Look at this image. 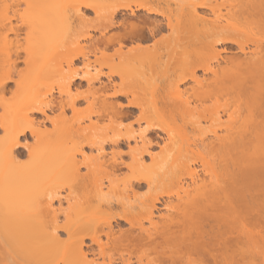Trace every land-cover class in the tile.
<instances>
[{"label": "bare ground", "instance_id": "1", "mask_svg": "<svg viewBox=\"0 0 264 264\" xmlns=\"http://www.w3.org/2000/svg\"><path fill=\"white\" fill-rule=\"evenodd\" d=\"M173 1L179 0L170 2ZM75 2L0 0L1 99L8 91V83L16 79L13 78L12 69H18L14 65L20 60V50L26 54L21 61L25 60L30 65L28 71L24 70L25 73L19 72L20 69L17 72L21 79L25 76L28 79L21 81L18 76L14 81L25 94L22 91L20 96H11V99L5 97V101L0 99V106L3 107V113L0 112V264H100L89 259L97 251L93 250L94 245L98 246L96 253L103 257L106 248L119 252L118 256L112 255L108 262L102 264H261L264 261V0H181L184 3H174L177 6L165 1L163 4L161 0H106L103 6L97 1L95 4L94 0ZM22 4H25L24 9ZM82 7L95 11L99 25L96 19L94 21L97 24H92L102 29H99L100 37L88 36L91 39L88 41L89 46L94 44L90 51L96 56L93 62L92 55L91 58L87 57L89 52L80 46L82 49L75 48L74 54H58L70 44H78V41L75 42L76 37L75 41L72 38V19L78 18L79 23L86 22V10L82 13ZM123 11L129 18L126 16L117 22L116 16ZM17 19L21 20L18 23L28 27L27 44L23 49L16 48L12 52L7 45L12 40L11 34L18 35L22 28L14 23ZM115 27H119V31L110 33ZM115 45H118L117 48ZM6 46V49H10L5 51ZM111 46L115 48L113 51H110ZM77 50L79 54V50L86 52L84 57L83 53L80 54L83 58L86 56V66L83 65L87 69L83 71L86 76L82 74L79 77L76 71L79 69L74 66L77 63L74 61L78 57ZM56 54L57 57L54 56ZM13 55H16L15 58ZM116 58L119 67L113 68L112 61ZM95 62H98L99 67L112 66L105 74L108 83L100 82L99 88L95 87V82L101 81L104 72L94 67ZM43 64H47L46 68ZM131 65L136 68L133 69ZM93 67L97 70L92 72ZM40 71L42 83L48 81L44 86L46 89L50 87L49 95H52L50 90L53 89L50 81L60 78L61 82L63 78V87L60 86L59 91L65 90L63 93L71 95L84 92L86 97L89 94L93 98H89L92 103L101 101L102 104L97 106L103 105L105 113L109 109L113 110L109 112L117 114L114 118L128 116V112L138 108L140 115L136 121H144L147 124L145 129L139 131L138 136H132L134 145L128 140V131L122 133L124 138L127 135V140L122 134L118 136L123 140L112 139L116 137L114 135L110 137L112 142L110 138L104 137L109 140L108 144L117 148L111 147L110 153L105 152L106 148L103 147L105 140L100 136L103 128L100 130L97 124L93 126L100 117L95 122L89 118L94 134L92 130L89 131L88 124L81 126L82 129H77V124V127H73L77 129L76 132L73 129L76 137L68 134V139L62 138L66 135L64 131L71 128L70 125L69 128L66 126V130L62 123L65 121L64 112L57 115L60 117L55 118L54 115L48 119L53 126L56 123V130V126L61 123L64 131L61 129L60 133L57 131L55 134V129L42 130L37 125L40 121H36L33 115L36 112L46 114L44 107L52 101L46 105L48 93L47 90L42 93L41 85H38L39 91L36 88L37 93L32 90L33 87H28L33 80L30 78L35 77L34 80L38 81L37 72ZM55 73L62 76L55 78ZM114 76H119V82H115ZM78 77L86 80L88 90L69 92L74 89L71 86ZM109 89H113V93L111 91L112 94H109L112 98L126 97L127 105L119 102L110 105V101L105 99ZM41 94L46 100L42 99ZM81 96L84 97L83 93ZM72 97L71 104L75 103ZM220 98L224 99L222 114L218 106L214 108ZM212 99L213 102L216 99L219 101L212 103L210 109L205 103ZM41 101L45 102L44 107ZM53 103L49 107L55 106L54 100ZM120 108L128 110L122 109L123 112ZM92 111L95 114L97 110ZM84 112L86 116L91 113ZM224 114L228 116L226 121L221 120ZM113 115H110L111 118ZM158 116L160 122L164 120L161 122L163 125L157 120ZM164 116L172 120L169 122L175 123L173 120L180 116L183 122L189 121L192 128L187 130L171 126L165 122ZM45 118L47 120L48 117ZM59 118H62L61 122H58ZM114 118L112 120L115 121ZM202 119L206 123L210 122L208 126L206 123L201 124ZM153 123L158 124L155 126ZM52 133L59 137L52 138ZM152 134L161 139L159 137L156 141L154 136L152 139ZM29 136H36L34 139L37 143H34L38 147L20 142L22 137L27 139ZM96 137L102 139L99 145ZM84 138L89 139L88 142L93 146L97 145L94 146L97 153L87 155L79 141H84ZM76 140L80 142L77 141V146L81 145L77 148ZM85 144L88 146L87 141ZM124 144L128 149L122 152L120 146ZM24 149L31 154V166H28L31 162L28 159V165L24 164L25 161L23 164L20 162L19 157L23 156ZM124 155L130 159L126 161ZM82 167L85 172L81 171ZM124 168L127 170L124 171L125 175L119 173ZM169 169L176 172L171 173ZM176 169L189 171L190 180L184 181L186 178L183 180L182 172L179 175ZM200 170L206 174L202 176ZM164 171L169 175H165ZM118 173L120 176H116ZM63 175L71 181L69 190L78 187L77 190L82 191L79 198L73 199L71 203L75 218L71 219L67 214V220L60 223L58 212L62 210L53 207V199L61 195H56V192L60 194L58 191L52 193L46 181H56V178H60L57 176ZM166 176L171 179L167 181ZM173 176L182 179L177 180ZM104 181H108V187ZM159 181H167L165 183L171 187L175 185V201L170 194L167 197L169 200L163 198L166 194L163 186L167 185ZM67 182L66 185L70 186ZM142 187L148 191L141 194L139 189ZM117 188H122V192ZM112 190L114 194L116 192L115 195ZM162 190L164 195H161ZM110 192L113 198L116 195L123 198L125 195V201L118 197L122 204L117 203L116 196V205H120L118 209L110 198ZM162 198L167 212H158L160 219L157 220L156 203L161 202ZM57 199L60 204L62 198ZM143 219L148 222L147 226ZM115 220L117 226L124 220L129 224L128 228H115L112 224ZM64 233L67 238L62 237ZM87 238L94 244L88 246L90 250L85 249ZM253 254L262 257L259 258L260 262L256 257L253 260Z\"/></svg>", "mask_w": 264, "mask_h": 264}, {"label": "rangeland", "instance_id": "2", "mask_svg": "<svg viewBox=\"0 0 264 264\" xmlns=\"http://www.w3.org/2000/svg\"><path fill=\"white\" fill-rule=\"evenodd\" d=\"M68 1L70 2V0H68ZM71 1H72V2H73V1H74V2H75V1H76V2H79L80 0H78V1H77V0H71ZM95 1H97V3H99L101 6H103V3H104L106 0H104V1H103V0H102V1H101V0H100V1H98V0H94V3L96 4ZM161 1L163 2V4H164V1H165V3H169V4H171V5H173L174 3H177V5H178L179 2L182 3L181 0H179V1H177V2H174V1H173V2H170L171 0H168L169 2H166V0H164V1L161 0ZM185 1H186V0H185ZM220 1H221V0H220ZM76 2H75V3H76ZM183 3H184V2H183ZM183 3H182V4H183ZM169 4H167V5H169ZM165 5H166V4H165ZM171 5H170V7H171ZM174 5H176V4H174ZM174 5H173V6H174ZM177 5H176V6H177ZM23 6H24V7H23ZM96 6H97V5H96ZM22 7H23V8H22ZM22 7H21V8L24 9V8H25V4H22ZM82 10H83L82 13L86 10V11L84 12V14L86 13V14H85L86 19H87L86 22H88V23H86V22L84 23V21H83V22L81 21L82 23H79L80 21L77 20L78 18H75V19H74V17H73V19H72V26H73L72 29H73V30L71 29V30H72L71 32H73L74 35H73V34H71V35H73L72 38L74 39V41H75V38H74V37H76L77 40H76L75 42L78 41V44H75V43H73L74 45H73V44H70L69 46H67L68 48L65 47V48L63 49V51L60 50L61 53L59 52L58 54H60V55L62 54L61 56H63V55H65V54H70V53H72L74 50L76 51L77 47H78V48L83 47L84 49H86V52H87V53H88V52L90 53V55H88L89 53L87 54V57H89V58L92 57L91 59H92V62H93V61L95 60L94 58H95L96 56H95L94 54L92 55V52H90V51L93 50L92 47H93L94 44H93L92 46H91V45L89 46L88 41L91 40V39H89L91 36H92V37L96 36L97 38L100 37V35H101L100 32H101V31H100L99 29H101V28L98 29V28L96 27V26L99 25V19L97 20V18H95V15H96V14H95V11H94V10H92V9L89 8V7H88V8L82 7ZM127 15H128V14H127ZM127 15L124 14V11H123V12H121V14H118V15L116 16V19H115V20H116V21H117V20H118V21H119V20L121 21V20H123V19H125V18H127V17L129 18V16H127ZM87 16H88V17H87ZM126 16H127V17H126ZM96 17H97V16H96ZM130 17H132V16H130ZM122 18H123V19H122ZM94 19H96V20L98 21V25H96L97 22H95L96 20L94 21ZM133 19H134V18H133ZM74 20H75V21H74ZM19 21L21 22V20H19V19H17V21L14 20V23H15V24H18V25L20 26V28L22 27V28L19 30L18 35H15V34H13V33H12V34L10 33V34L12 35V36H11V35L9 34V37L11 36L10 38H11L13 41L15 40L14 43L12 42V40L10 41V42H12V43L9 42L11 45H10L9 43L7 44L8 47L11 48V49H10V48H8V49H10L12 52H13L14 50H16V48H17V49H23V48L26 46V44H27V43H26V37H27L28 27H27V26H24V24L21 25V23H18ZM118 21H117V22H118ZM93 22H95L96 24H95V23L92 24ZM91 24H92V26H91ZM95 25H96V26H95ZM94 26H95L96 28H95ZM100 27H101V26H100ZM101 30H102V29H101ZM112 31H114V32L119 31V27H115V28L111 29V30H110V33H113ZM88 36H90V37H88ZM13 38H14V39H13ZM94 38H95V37H94ZM16 42H17V43H16ZM15 43H16V44H15ZM25 43H26V44H25ZM12 44H13V45H12ZM14 44H15V45H14ZM90 44H92V43H90ZM127 44H128V45H129V44L131 45V43H127ZM71 45H72V46H71ZM130 45H129V46H130ZM79 46H80V47H79ZM115 46H116V48H117L118 45H115ZM70 47H72V48L70 49ZM89 47H90V48H89ZM113 47H114V46H113ZM113 47L111 46L112 49H110V51H113V49H115V48H113ZM126 47L128 48V46H126ZM126 47H125V48H126ZM6 48H7V46L5 47V51L8 50V49H6ZM75 48H76V49H75ZM93 48H94V47H93ZM219 48H222V46H219ZM80 49H82V48H80ZM83 51H85V50H83ZM83 51L81 52V51L79 50L80 54L83 53V57H84V53H86V52H83ZM63 52H64V53H63ZM77 53H78V50H77ZM13 54H14V53H13ZM72 54H74V53H72ZM80 54H79V53H78V55L76 54L78 57H76L75 60H74V61L77 62V63H74V64H75L74 66H75V68L79 69V70H76V71H78L77 73H78L79 77H80L82 74L84 75V72H83L84 70H87V69L84 68V67L86 66L85 63H86V61H87V60H85V59H86V56H85V58H83L82 55L80 56ZM22 55H23V56H22ZM24 55L26 56V54H25L22 50H20V56H21V57L19 58L20 60L15 59V60H17V62H15L17 65H14V68H15V66H16V67L18 68L17 70H16V68H15V69H12L13 66H11L12 72L14 73V74H13V78L18 79L17 77L19 76V73L17 74V72H18L19 69H20L19 72H22V73H25L26 69H27V71L29 70V68H27V67L30 66V65H28V62H26L25 60L21 61V59H22L23 57H24L23 59H25V56H24ZM91 55H92V56H91ZM14 56H16V55H13V57H14ZM54 56L57 57V54L54 55ZM58 56H59V55H58ZM90 56H91V57H90ZM94 56H95V57H94ZM52 57H53V56H52ZM56 57H55V58H56ZM14 58H15V57H14ZM16 58H17V57H16ZM53 59H54V58H53ZM61 59H62V58H61ZM87 59H88V58H87ZM91 59H89L88 61L91 62ZM50 60H52V59H50ZM59 60H60V59H59ZM77 60H78V61H77ZM80 60H81V61H80ZM30 61H31V59H30ZM30 61H29V62H30ZM104 61H105V60H104ZM41 62H42V61H41ZM44 62H45V61H44ZM46 62H49V61H46ZM46 62H45V63H46ZM55 62H56V61H55ZM55 62L52 61V63H55ZM58 62H59V61H58ZM64 62H65V61H63V63H64ZM84 62H85V63H84ZM106 62H107V60H106ZM108 62H109V61H108ZM113 62H114V64L112 65L113 68L117 67L118 64H119L118 59H117V58L114 59V61H112V63H113ZM15 63H13V64H15ZM32 63H33V62H32ZM32 63H31V64H32ZM34 63H35V62H34ZM50 63H51V62H50ZM50 63H49L48 66H50ZM97 63H98V62H95V64H94V65H96V66H94L93 64H92V65H93L95 68H97V69L100 68L99 70H103V72H104L103 76L101 77V81H98V82L100 83V82L103 81L102 83H105V82L108 83V79H107L108 77H106L105 74H107V73L111 70V67H112V66L109 67V66L101 65V67H99V66H98L99 64L97 65ZM76 64H77V65H76ZM102 64H103V62H102ZM27 65H28V66H27ZM57 65H58V64H57ZM57 65H56V66H57ZM63 65H65V64H63ZM83 65H85V66H83ZM110 65H111V64H110ZM135 65H136V64H135ZM32 66H33V65H32ZM44 66H45V64H43V67H44ZM46 66H47V64H46ZM46 66H45V68H46ZM51 66H52V65H51ZM53 66L55 67V65H53ZM131 66H134V65H131ZM136 66H137V65H136ZM139 66H140V64H139ZM54 67H53V68H54ZM65 67H66V65H65ZM65 67L63 66V68H65ZM94 67H93V68H94ZM118 67H119V66H118ZM137 67H138V66H137ZM50 68H51V67H50ZM53 68H52V69H53ZM56 68H57V67H56ZM86 68H87V67H86ZM93 68H91V69H92V72L97 70V69H95V68H94L95 70H93ZM113 68H112V69H113ZM128 68L131 69L130 66H128ZM134 68H136V67L134 66L133 69H134ZM33 69H34V68H33ZM66 69H67V68H66ZM22 70H23V71H22ZM24 70H25V71H24ZM43 70H44V69H43ZM47 70H49V69H47ZM99 70H98V71H99ZM3 71H5V70H3ZM14 71H15V72H14ZM32 71H33V70H32ZM49 71H51V70H49ZM52 71H53V70H52ZM56 71H58V70H56ZM56 71H55V72H56ZM76 71H75V72H76ZM103 72H102V73H103ZM26 73H27V72H26ZM28 73H29V72H28ZM44 73H45V72H44ZM46 73H47V72H46ZM46 73H45V74H46ZM52 73H53V72H52ZM57 73H59V72H57ZM68 73H71V72H68ZM85 73H86V71H85ZM200 73H201V72H200ZM15 74H17V75H15ZM29 74H30V73H29ZM37 74H38V77H37V78H38V81H37V79L34 80L35 77H34V78H30V80H31V79H33V80H31L32 83L30 82V84H29L28 87L31 86V87L35 88V89L32 88V90H34V91L36 90V88H37L38 91L41 89V91H43V92H42L43 94H44V92L47 90V93H48V94H46V95H48V97H47L46 95H44L45 98L47 97V98H46L47 101H45V102H46V105H48V102H49V101H50V102L52 101L51 104H54V103H53V100H54V102H55V106L52 105V107H49V106H51L50 103H49L50 105L45 106V102L41 101V102L44 103V105L42 104L43 107H44V106L46 107V108L44 107V109H46V114H47V116H45L46 114H41V113H39V112H36V113L33 115V117L35 118V120L37 119L36 121H40V124H37V125H40L39 127L42 128V130H43V128H44L45 130H46V128H47V129H50L51 131L54 130V129H55V124H56V123H54V126H53V123H52L50 120H48V119H50L49 117H51V118L54 117V115H56L55 118L60 117V116H57V115H59V114H63V112H64V115H63L64 117H63V118H65V119H64L65 121H63L62 123L64 124L65 128H66V126H67L68 128L71 126L72 129L69 128L71 131H73V129H74L75 127H77L78 125H79V127H77V129H80V128L82 129L83 127H81V126H83L84 124H85L84 126H86L87 124L90 126V124H92L91 121H92V122H95V121H97V120L99 119V121H97V123L95 122L93 126H96V124H97V125L100 126V128H99L100 130H101V127L103 128V132L101 131L103 134L100 133V134H101V135H100L101 138H102L103 140H105V141H103V142H104V143H103V147L106 148L105 152L110 153V152L112 151V150H111V149H112L111 147H114V146H113L112 144H108V143H109V140H107L108 138L113 137L114 135H116V137H115V138H112V139H116V138L118 139V138H119L120 140H123L124 135H123L122 133H125V132L128 131V133H127V134H128V138H129L128 140L133 144V143H134V142H133L134 139L132 140V138H133L132 136H134V135L136 136L137 133L139 134V131H140V132L143 131V130L145 129L146 125H147L144 121H139V123L136 121V120H138V117H139L138 114L140 115V113H139L140 110H138V108H134L135 110L133 109L131 112H128V114H129L128 116H124V117H121V116H120V117H115V118H114V116H115V115L117 116V114H114V115H113V113H115V112L111 113L113 110L111 111L110 109H109V110L107 109L108 111H106V113H105V107H104L103 105H102V106H103L104 108H103L102 106H101L102 108H101L100 106H97V105H99V103H101L100 100H99V103H98V101H97V99L99 98V97H98L99 95L97 96V99H96L97 102H95V103H96V104H95V103H92L93 98H92V96L89 95L88 93H87V94H88V97H86V93L84 94V92H82L83 95H84V97H83V96L80 97V95H81L82 93H80V95H79V94H78V95H77V94H76V95L73 94V95L75 96V97H74L73 95H71V93H70V94H68V93H63L65 90H64L63 92H62L61 90L59 91L60 86L63 85V84H61L63 78L61 79V82L59 81L60 78L56 79V80L58 81L57 83H55L56 80H54V79H52L51 81L49 80V81H50V84H52L51 86H52V88H53L52 90H50V92H51V91L53 92V93L51 92L52 95H49L48 90H49L50 87L48 86V87H47L48 89L45 88V86L47 85L48 81L45 80V83L47 82L46 84H45V83H42V81L39 79V78H40L39 76L41 75V71H40V73L37 72ZM55 74H56V73H55ZM14 75H15V77H14ZM24 75H25V74H23L22 76H24ZM49 75H51V74H49ZM49 75H47V76H49ZM53 75H54V74H53ZM53 75H52V76H53ZM56 75H57V74H56ZM78 75H77V76H78ZM83 75H82V76H83ZM42 76H44V75H42ZM61 76H62V75H61ZM61 76L57 75V76H55V78H57V77H61ZM67 76H68V75H67ZM67 76L65 75V77H67ZM84 76H86V74H85ZM20 77H21V75L19 76V78H20ZM25 77H26V76H25ZM25 77H23V79H24ZM49 77H50V76H49ZM63 77H64V76H63ZM79 77H78V78H79ZM118 77H119V76H114V78L116 79V80H115V79L113 78V79L115 80V82H119V79H120V78H118ZM47 78H48V77H47ZM16 79H15V80H16ZM23 79L20 78L21 81H22ZM25 79H28V77L25 78ZM25 79H24V80H25ZM64 79H65V78H64ZM83 79H84V78H79V79H77V82H75V83H77V84L75 85V83H74L73 86H71V88H72V89L74 88L75 90H74V89L71 90V88H70L71 91H69V92H72V91H73L72 93H74V91H77V89H78L79 91H84V90H86V89L88 88V86H87L88 84H87L86 80H85V79L83 80ZM15 80H14V81H15ZM42 80L44 81V79H42ZM14 81L8 83V91H9V92L7 91V93H5V95L3 96V99L0 98L1 100H4L5 97H6L5 99H11L13 96L16 97V95L22 94L21 92H22L23 90L20 91V88H18V86L15 85V84H16V83H15L16 81H15V82H14ZM18 81H19V80H18ZM36 81H37V82H36ZM78 81H79V82H78ZM80 81H81V82H80ZM39 82H40L41 84H40ZM51 82H52V83H51ZM53 82H54V83H53ZM98 82H95V87L98 86V88H99V86L101 85V83L99 84ZM27 83H28V81H27ZM33 83H34V84H33ZM38 83H39V84H38ZM58 83H59V84H58ZM80 83H81V84H80ZM97 83H98V85H97ZM25 84H26V83H25V81H24V85H25ZM32 84H33L34 86H33ZM78 84H80L81 86H80V85L78 86ZM27 85H28V84H26V86H27ZM38 85H41V87L39 86L40 89H39ZM44 85H45V86H44ZM48 85H49V84H48ZM15 86H16V87H15ZM36 86H37V87H36ZM42 86H43L44 88H43ZM62 87H63V86H62ZM15 88H17V89H16L17 91L15 90ZM22 88H25V87H22ZM42 88H43V90H42ZM80 88H81V89H80ZM9 89H10V90H9ZM26 89H28V88H26ZM44 89H45V90H44ZM61 89H63V88H61ZM30 90H31V89H30ZM37 90H36V91H37ZM87 90H88V89H87ZM19 91H20V92H19ZM36 91H35V92H36ZM38 91H37V92H38ZM41 91H40V92H41ZM111 91H112V93H113V89H109V90H107L108 94H107V95L105 94V95H106L105 99L108 100V101H110V102H109L110 105H112V104H114V103H117V102H119V104L122 103L123 105H127L128 101H127V98H126V97L118 96L119 99H118V97H113V98H112L111 96H109V94L111 93ZM15 92H18V93L16 94ZM27 92L29 93V90H27ZM27 92H26V93H27ZM37 92H36V93H37ZM67 92H68V91H67ZM86 92H87V91H86ZM88 92H89V91H88ZM107 92H106V93H107ZM23 93L25 94L24 91H23ZM45 93H46V92H45ZM112 93H111V94H112ZM39 94H40V93H39ZM43 94H41V95H42V96H41L42 99H44ZM98 94H99V93H98ZM102 94H103V93H102ZM11 96H12V97H11ZM19 96H20V95H19ZM19 96H17V97H19ZM39 96H40V95H39ZM72 96H73V97H72ZM78 96H79V98L76 99V97H78ZM89 96H90V97H89ZM100 96H102V95L100 94ZM108 96H109V97H108ZM9 97H11V98H9ZM37 97H38V96H37ZM71 97H72V101L75 100V103L73 102L74 105L70 103ZM110 97H111V98H110ZM83 98H84V99H83ZM86 98H87V99H86ZM89 98H91L92 100H90ZM101 98H102V97H100V99H101ZM107 98H108V99H107ZM109 98H110V99H109ZM13 99H14V98H13ZM13 99H12V100H13ZM40 99H41V98L39 97V101H40ZM46 99H44V100H46ZM79 99H80V100H79ZM113 99H114V100H113ZM214 99H215V98H214ZM89 100L91 101L90 104L92 103V108H93V109L89 108V107H91L90 104H89V102H88ZM115 100H116V101H115ZM117 100H118V101H117ZM129 100H131V97H129ZM216 100H217V101L220 100V102H219L218 105H216V103H215ZM216 100H214L215 102H213V99L210 100V101H207V103H205V106L208 105L209 108H210V107L212 108V107H213V104H212V103H215V104H214V105H215L214 108H215L216 106H218V111L222 114V113H223V110H222V109H224V106H223V104H224V101H223V100H224V99L222 100V99L220 98L219 100H218V99H216ZM4 101H5V100H4ZM8 101H9V100H8ZM10 101H11V100H10ZM78 101H79V102H78ZM114 101H115V102H114ZM123 102H124V103H123ZM126 102H127V103H126ZM109 103L107 102V104H109ZM111 103H112V104H111ZM93 104H95L96 106L93 105ZM101 104H102V103H101ZM101 104H100V105H101ZM114 105H116V104H114ZM183 105H184V104H183ZM193 105H194V104H193ZM203 105H204V104H203ZM70 106H72V107H70ZM73 106H74V108H73ZM94 106H95L96 108H94ZM181 106H182V105H181ZM205 106H203V108H204ZM183 107H186V106H183ZM2 108H3V107H2ZM2 108H1V106H0V112H1V113H3ZM48 108H49V109H48ZM181 108H182V107H181ZM209 108H208V109H209ZM211 108H210V109H211ZM74 109H75V110H74ZM103 109H104V110H103ZM122 109H123V110L125 109L126 111L128 110L127 108H120L119 110H120V111H123ZM131 109H132V108H131ZM182 109H183V108H182ZM1 110H2V111H1ZM47 110H48V111H47ZM87 110H88V111H87ZM92 110H94V111L97 110V111L94 112L95 114H92V113H93ZM79 111L81 112V114L79 113ZM83 111H85L84 113L88 112V114L91 112L89 115L87 114L89 117L86 116V114H84L85 117H86L87 119H86V118L83 119V117H84V115H83ZM109 111H111V112H109ZM149 111H150V110H149ZM99 112H100V113L102 112L103 114H102V113H101V114H102L103 116H102L101 114H100V115H97V113L99 114ZM107 112H108V115H109V116H110V115H113L112 118H111V116L109 117L108 115H105V114H107ZM123 112H125V111H123ZM151 112H152V111H151ZM151 112H150V113H151ZM1 113H0V115H1ZM77 113H78V114H77ZM110 113H111V114H110ZM48 115H49V116H48ZM90 115H91V116H90ZM76 116H77L78 119L76 118ZM80 116H83V117H82V118H79ZM137 116H138V117H137ZM45 117H48L47 120H46ZM98 117H100V118H98ZM0 118H2V117L0 116ZM44 118H45V121H44ZM89 118L92 119L90 122H89V120H90ZM97 118H98V119H97ZM110 118H111V119H110ZM113 118L115 119V121L112 120ZM120 118H121V119H120ZM129 118H130V119H129ZM155 118H156V117H155ZM155 118L153 119V121L155 120ZM158 118H159V119H158ZM164 118H166V117L164 116ZM177 118H178V119L173 120V121H176V123H175V122H169V121H172V120H170V119H168V118H166L165 122L167 121V123L169 122L171 126H175V127H177V128H180V129L186 128L187 130H190V127H191L192 125H191V123H190L189 121H187V123H185V122H183V121L181 120L182 118L180 119V116L177 117ZM61 119H62V118H61ZM61 119L59 118V119H58V122H59V121L61 122ZM75 119H77L78 123L76 122ZM80 119H81V120H80ZM82 119H83V120H82ZM118 119H119V120H118ZM122 119H123V120H122ZM167 119H168V120H167ZM185 119H186V117H185ZM227 119H228V116L225 115V114H224V115L222 116V118H221L222 121H226ZM0 120H2V119H0ZM56 120H57V119H56ZM110 120H111V121H110ZM116 120H117V122H116ZM157 120H159V122H160L161 119H160L159 116L157 117ZM189 120H190V119H189ZM203 120H204V119H202V123H201V124L206 123V121H203ZM79 121H80V122H79ZM162 121H164V120L162 119ZM162 121H161V122H162ZM114 122H115V124H113ZM151 122H152V121H151ZM154 122H155V121H154ZM156 122H157V121H156ZM161 122H160V123H161ZM37 123H39V122H37ZM41 123H42V124H41ZM116 123H117V124H116ZM162 123H163V122H162ZM162 123H161V125H163ZM169 123H168V124H169ZM171 123H172V124H171ZM207 123H208V122H207ZM207 123H206V125H207ZM209 123H210V122H209ZM209 123H208V124H209ZM44 124H45V125H44ZM57 124H58V123H57ZM75 124H76V126H75ZM77 124H78V125H77ZM110 124H111V125H110ZM112 124H113V125H112ZM153 124L156 126L158 123H157V124L153 123ZM164 124H165V126H167L166 123H164ZM69 125H70V126H69ZM88 125H87V126H88ZM195 125H197V124H195ZM203 125H204V124H203ZM203 125H202V126H203ZM60 126H61V127H60ZM159 126H160V124H159ZM168 126H169V125H168ZM193 126H194V125H193ZM207 126H208V125H207ZM73 127H74V128H73ZM52 128H53V129H52ZM56 128H57V130L55 129L56 132L53 131V132H55V134L57 133V131H58V133H60L59 130H61V129H62V131L65 130V128H63V126L61 125V123H60L59 125H57ZM59 128H60V129H59ZM68 128H66V130H67ZM94 128H95V127H94ZM97 128H98V127H97ZM97 128H96V130H97ZM143 128H144V129H143ZM191 128H192V127H191ZM69 129H68L67 131H64V132H65L64 134H66V135H63L64 137H62V138H65V139L67 138V139H68V134H69V135L72 134V135L74 136V134H75V132H76L77 129H74L75 132L73 131L72 133H71V131L69 132ZM88 129H90L89 131L92 130V132H93V128L91 129V126H90V128L88 127ZM127 129H128V130H127ZM40 130H41V129H40ZM85 130L88 131L87 128H86ZM100 130H98V133H99ZM51 131H50V132H51ZM81 131L85 132L84 130H81ZM131 131H133L134 134H133V132H132V134H131ZM67 132H68V133H67ZM77 132H78V131H77ZM96 132H97V131H96ZM135 132H136V134H135ZM0 133H1V129H0ZM73 133H74V134H73ZM85 133H86V132H85ZM85 133H84V134H85ZM1 134H2V133H1ZM45 134H47V132H46ZM50 134H51V133H50ZM84 134H83V135H84ZM90 134L92 135V133H90ZM93 134H94V132H93ZM95 134H96V133H95ZM118 134H120V136H121V134H122L123 138H121L120 136H118ZM160 134H161V133H160ZM72 135H71V136H72ZM86 135H87V134H86ZM149 135H150V134H148V137H149ZM161 135H163V134H161ZM53 136H58V135H53V133H52V136H51V137L53 138ZM65 136H66V137H65ZM71 136H70V137H71ZM78 136H80V134H78ZM78 136H77V137H78ZM89 136H90V135H89ZM100 136H99V137H100ZM125 136H126V138H124V140H127V135L125 134ZM137 136H138V135H137ZM151 136H152V137H151ZM151 136H150V137L153 139V136H154V135L152 134ZM47 137H48V135H47ZM58 137H59V136H58ZM74 137H76V135H75ZM84 137H85V135H84ZM87 137H88V136H87ZM94 137H95V136H94ZM94 137H93V138H94ZM97 137H98V134H97ZM97 137H96V139H98ZM104 137H105V138L108 137V138L105 139ZM155 137H156V138H155ZM159 137H160V136H159ZM159 137L156 136V135L154 136V138L156 139V141L159 140V139H157V138H159ZM34 138H36V136H35V137H34V136H29V137L27 138L28 140H27L26 138L24 139V137H22V139H20V142H21V141H22V143H24V142L26 143V142H27V143H29V144H32V146L36 145V147H38L37 144H35V143H37V141H35ZM52 138H50L51 141H52ZM78 138H79V137H78ZM80 138L83 139V137H80ZM130 138H131V140H130ZM37 139H38V138H37ZM44 139L46 140V136H45ZM54 139H55V138H54ZM60 139H61V138H60ZM65 139H63V140L65 141ZM85 139H86V138H84V141H85V142H84V141H81L80 139H79V141L82 142V147H83L84 151L87 153V155H89V154L94 155L95 153H97L96 149L94 148V146L96 147L97 145H94V146H93L92 143L88 142V140H89L88 138H87L88 140H85ZM90 139H91V138H90ZM102 139H98V143H97V142H94V144L97 143V144L99 145V144L101 143ZM110 139H111V138H110ZM112 139L110 140V142H112ZM160 139H161V137H160ZM40 140H41V139H40ZM70 140H71V138H70ZM74 140H75V139H74ZM93 140H94V139H93ZM99 140H100V143H99ZM106 140H107V141H106ZM41 141H43V140H41ZM41 141H40V143H41ZM55 141H56V139H55ZM60 141H61V140H60ZM60 141H59V142H60ZM77 141H78V140H76V148L79 147V146H81V145L77 146ZM79 141H78V142H79ZM86 141H87V143H88V146H89L90 144H92L93 147L90 146V147H92V148H90V147L86 146V145H87V144H85ZM91 141H92V140H91ZM96 141H97V140H96ZM160 141H161V140H160ZM160 141H158V142L161 143L163 140H162L161 142H160ZM34 142H35V143H34ZM61 142H62V141H61ZM65 142L69 143L70 141L67 140V141H65ZM80 142H79V143H80ZM83 142H84V143H83ZM106 142H107V143H106ZM38 143H39V142H38ZM62 143H64V142H62ZM79 143H78V144H79ZM89 143H90V144H89ZM83 144H84V146H83ZM162 144H163V143H162ZM39 145H40V144H39ZM105 145H106V146H105ZM111 145H112V146H111ZM133 145H134V144H133ZM85 146H86V147H85ZM131 146H132V145H131ZM30 147H31V146H30ZM84 147H85V148H84ZM109 147H110V148H109ZM31 148H32V147H31ZM34 148H35V147H34ZM114 148H115V147H114ZM114 148H113V149H114ZM156 148H157V147H156ZM156 148H155V149H156ZM115 149H117V148H115ZM121 149H122V152H123V150H124V152H125V150L127 151L128 148H127V146H125V144H124V145L120 146V150H121ZM157 149L160 150V148H157ZM32 150H33V148H32ZM34 150H35V149H34ZM158 150H156V151H158ZM23 151H24V153L22 152V153H23V154H22L23 156L20 155V157H19V159H21L20 162L22 163L23 161H25L24 164L27 163V165H28V163L31 161L30 156H29L30 153H29V151H27L26 149H24ZM27 152H28V153H27ZM33 152H34V151H33ZM31 153H32V152H31ZM34 154H35V152H34ZM30 155H31V154H30ZM77 156H78V157H81L80 154H78ZM125 156H126V155H124L123 157H125ZM33 157H34V156H32V159H33ZM125 158H126V159H125ZM125 158H124V159H125L126 161H127L128 159H130L129 156H126ZM148 158H149V157H148ZM148 158H147V159H148ZM22 159H23V160H22ZM27 159L29 160V162L27 161ZM148 161H149V159H148ZM22 164H23V163H22ZM31 164H32V161L29 163L28 166H31ZM27 165H26V166H27ZM83 168H84V167L81 168V171H82V172H83V171L85 172L86 170H85V168H84V169H83ZM193 168H194V167H193ZM198 169H199V168H198ZM169 170H170L169 172H171V173H173V172L175 171V170H174V171H173V170L171 171V169H169ZM176 170H177V169H176ZM124 171H125V172L127 171L126 168H124L123 171L121 170V172H119V173L123 174ZM167 171H168V170H167ZM167 171H164V172H165V173H164L165 175H169V174H166ZM177 171H178V170H177ZM161 172H162V171H161ZM175 172H176V171H175ZM179 172H180V173L182 172L181 176L183 177V180H184V178L187 179V180L185 179L184 181H189V180H190V179H189L190 176L188 175V174H189V173H188L189 171H187V170H186V171H185V170H182V171L179 170L177 173H179ZM119 173L116 174V176L119 175ZM162 173H163V172H162ZM162 173H161V175H162ZM180 173H179V175H180ZM200 173H201L202 176H204L203 174L205 173V171L203 172L202 170H200ZM125 174H126V173H124L123 175H125ZM205 174H206V173H205ZM123 175H122V176H123ZM119 176H120V175H119ZM57 177H60V178L62 179L61 182H60V181H57V180H60V178H56V181H52V180H49V181H48V180H47V181H46V182H47L46 185L49 186V188H48V187H47V188L50 189V191H52V193L58 191L60 194H58V193L56 192V195H61V196H57V197H59L60 199L62 198V199H61L62 201H60V202H61L60 204H59V200L57 199V197L53 199V203H54V204H53V207H55V208H56V207H58V208L60 207L59 210H60V211L62 210V211H61L62 213H61V212H58V214H59V213L61 214V215L59 214V216H60V217H59V220H60V223H61V222L67 220V219H66L67 214L70 215L71 219H72V218H75V215H76V213L74 212L75 209H73V207H72L71 205L73 204V203H72V201H74L73 199H75V198H77V197L79 198V196L81 195V191H82V190H81V189H80V191L77 190L78 187H77V188L75 187L76 190H75L74 188H71V189H74L73 191H72V190H69L70 187H72V186L69 184V183H71V181H69L70 179L66 178L67 176L64 177V175H63V176H57ZM63 177H64L65 179H63ZM158 177H160V176H158ZM166 177H167V176H166ZM173 177H175V176H173ZM156 178H157V177H156ZM168 178H170V177L168 176V177L166 178L167 181H168ZM159 179H160V178H159ZM161 179H162V177H161ZM161 179H160V180H161ZM163 179H164V178H163ZM163 179H162V180H163ZM170 179H171V178H170ZM175 179H177V178L175 177ZM175 179H174V180H175ZM179 179H182V178L180 177ZM179 179H177V180H179ZM53 180H55V179H53ZM64 180H65V181H64ZM66 180H67L68 182H67ZM174 180H169V181H173V182H174ZM50 181H51V182H50ZM167 181H165V182H167ZM175 181H176V180H175ZM49 182H50V183H49ZM66 182H67V184L70 185V186H67V185H66ZM107 182H108V181H104V184H105V183L107 184ZM159 182L163 183L164 181H163V182H162V181H159ZM165 182H164V184H166ZM176 182H177V181H176ZM64 183H65V185H64ZM171 183H172V182H171ZM174 183H175V182H174ZM174 183H172V184H174ZM159 185H160V184H159ZM161 185H162V184H161ZM166 185H167V184H166ZM176 185H177V184H176ZM120 186H121V185H120ZM120 186H119V187H120ZM171 186H172V185H171ZM171 186H169V184H168L167 186H165V187L163 186V188L166 190V191H165V192H166L165 195H167V196L164 195L163 190H162L163 194H161V195H164L163 198H165V200H166V199L169 200V199H168V198H169V197H168L169 194H170V196L172 195L171 198L174 197L173 195H176V194H175V190H176V188H175V190L173 189L175 185H174L173 187H171ZM103 187H106V186L104 185ZM107 187H108V184H107ZM107 187H106V188H107ZM146 187H147V186H146ZM161 187H162V186H161ZM176 187H177V186H176ZM106 188H105L104 190H107ZM142 188H143V187H142ZM142 188L139 189V190L141 191V194H143L144 191H148V190H146L145 187H144L143 189H142ZM158 188H159V187H158ZM170 188H172V189H170ZM117 189L120 191L122 188H120V189L117 188ZM135 189H136V188H135ZM141 189H142V190H141ZM118 190H117V191H118ZM123 191H124V190H123ZM158 191H159V190H158ZM160 191H161V190H160ZM176 191H177V190H176ZM106 192H108V190H107ZM120 192H122V191H120ZM120 192H118V193H120ZM112 193H113V190H112ZM112 193L110 192V194H111V195H110V198H111L112 200H114L113 203L115 202L114 205H116V201H115L116 199H115V198H116L117 195L115 196V198H113V196L116 194V192H115V194L113 193V194H114L113 196H112ZM138 193H140V192H138ZM50 194H51V193H50ZM108 194H109V193H108ZM122 194L124 195V193H122ZM141 194H140V195H141ZM52 195L56 196L55 194H52ZM120 195H121V193H120ZM147 195H148V194H147ZM75 196H76V197H75ZM107 196H108V199H110V198H109V195H107ZM141 196H144V195H141ZM118 197H119V195L117 196V198H118ZM120 197L122 198V196H120ZM120 197H119V198H120ZM167 197H168V198H167ZM175 197H176V196H175ZM175 197H174V198H175ZM119 198H118L117 203H118V202H119V203L122 202L121 199H120L121 202L119 201ZM163 198H162L161 202H159L160 204H159V203H156V204H157V209H158V210H156V218H157V220L160 219V218L158 217V215H160V214H158V212L161 213V210H162V213L167 212V211H166V208L164 207V206H165V202L163 203ZM174 198H173V199H174ZM108 199H107V200H108ZM111 199H110V200H111ZM122 199H123V200L125 199V195L123 196ZM175 199H176V198H175ZM175 199H174V201H175ZM57 200H58V201H57ZM76 200H77V199H76ZM107 200H106L105 202H107ZM124 201H125V200H124ZM103 202H104V201H103ZM71 203H72V204H71ZM107 203H108V202H107ZM122 203H123V202H122ZM122 203H121V204H122ZM163 204H164V205H163ZM106 205H107V204L105 203V205H104L105 207H104V208H106ZM114 205H113V206H114ZM118 205H119V204L116 205V208H117V209L120 207V205H119V206H118ZM121 206H122V205H121ZM70 207H72V209H71ZM75 208H76V207H75ZM114 208H115V207H114ZM117 209H116V210H117ZM162 213H161V214H162ZM141 218H142V217H141ZM65 219H66V220H65ZM69 220H70V218H69ZM111 220H112V222L114 221L113 219H111ZM160 221H161V220H160ZM160 221H159V222H160ZM67 222H68V221H67ZM119 222H120V221H119ZM143 222L145 223L146 226L148 225V222L145 221L144 219H143ZM114 223H115V224H114ZM114 223H112V224L114 225L115 228H120V227H121L120 230H122V229H127L128 226H129V224H128L127 222H124V220H122V221H121V224L118 225V226H117V224H116V220H115ZM117 230H119V229H117ZM62 234H63V233H62ZM62 237L67 238V236H66L65 233H64V235H62ZM86 241H87V242H85V243H86V244L88 243V244L85 246V249H89V250H90L91 248H88V246L91 247L90 245H94V244H92V243L90 242V239H88V238L86 239ZM103 241H105V238H104V237H103ZM86 247H87V248H86ZM93 250H94V251L97 250L96 252H98V246L94 245V246H93ZM115 251H116V250H114V249H112V248H106V253L104 254V257H103V255H99L98 253L93 252L94 254L96 253V255H97V254H98V255L96 256V255L93 254V255L90 256V254H89V256H90L89 259L94 260L96 263H100V264H102L103 262H108V261H109V257H111L112 255H115V257L118 256V255H119V252L116 253ZM253 252H254V251H253ZM255 253H257V252L255 251ZM255 253H254V254H255ZM91 254H92V253H91ZM254 254L252 255V256H254V257H253V260H254V258L256 257V258L258 259V261H259V258H260L261 256L259 255V257H257V256H255ZM257 255H258V254H257ZM261 255H262V254H261ZM262 256H264V255H262ZM91 257H92V258H91ZM263 258H264V257H263ZM251 259H252V258H251ZM260 259H262V257H261ZM247 260H248V259H247ZM255 260H256V259H255ZM262 260H264V259H262ZM262 260H261V261H262ZM258 261H256V263H257ZM252 262H253V261H252ZM259 262H260V261H259ZM259 262H258V263H259ZM263 262H264V261H263ZM263 262H261V264H262ZM254 263H255V261H254ZM116 264H118V263L116 262ZM120 264H121V263H120ZM134 264H136V263H134Z\"/></svg>", "mask_w": 264, "mask_h": 264}]
</instances>
